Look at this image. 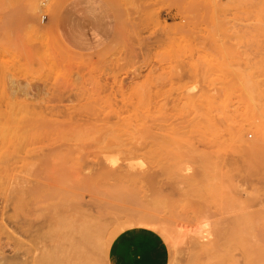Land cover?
<instances>
[{
  "label": "rangeland",
  "instance_id": "374dc122",
  "mask_svg": "<svg viewBox=\"0 0 264 264\" xmlns=\"http://www.w3.org/2000/svg\"><path fill=\"white\" fill-rule=\"evenodd\" d=\"M77 1L0 0V258L264 264V0H96L91 51ZM103 153L154 184L98 177Z\"/></svg>",
  "mask_w": 264,
  "mask_h": 264
},
{
  "label": "bare ground",
  "instance_id": "6f19581e",
  "mask_svg": "<svg viewBox=\"0 0 264 264\" xmlns=\"http://www.w3.org/2000/svg\"><path fill=\"white\" fill-rule=\"evenodd\" d=\"M35 5H36V3H34ZM169 31V29L166 27L165 29H164V32L165 33H167ZM72 67V66H71ZM82 67V66H81ZM83 69V68H82ZM67 120H69V122L71 123V121H70V119H67ZM67 122V121H66ZM68 122V123H69ZM69 123V124H70ZM148 123H146V125H147ZM114 126V125H113ZM115 127V126H114ZM137 127H139V126H137ZM141 127H143V128H145L146 126L144 125V124H142L141 125ZM136 129V128H135ZM138 129V128H137ZM145 130V129H144ZM222 138V137H221ZM107 154V153H106ZM108 155V156H107ZM107 155H105L104 153H103V157H104V162H102L101 164H100V166H98V165H94L93 164V167L94 166H97V167H100V170H99V172L98 173H96V175L98 176V177H101V178H103V179H105V180H109V181H114V182H117V185L118 186H124V187H130V186H138V185H142L143 183H149V184H154V182H155V175H146L147 173H145V172H141V170H138L136 167H137V165L136 164H134L133 163V161L132 160H129L128 162H127V164L125 165V166H123V167H120V166H118L119 168H117L118 170H114V171H111L112 169H113V166H114V164L116 163V161L114 160V162L109 158V154H107ZM111 157V156H110ZM112 159H113V157H111ZM98 159V158H97ZM127 161V160H126ZM141 162V161H140ZM99 163H100V161H99ZM124 163V162H123ZM109 167V168H108ZM111 167H112V169H111ZM141 167V166H140ZM143 167V166H142ZM95 168V167H94ZM107 168H108V170H107ZM91 169H93V168H91ZM90 169V170H91ZM95 169H97V168H95ZM109 169H111L110 171H109ZM114 169H116V167H114ZM95 173V170L93 171V173L92 174H94ZM91 174V173H90ZM94 176H95V174H94ZM74 199V198H73ZM66 200V199H65ZM68 201V200H67ZM71 202V201H70ZM63 203H65V201L63 202ZM66 204H67V202H66ZM72 204V203H71ZM64 205V204H63ZM61 206H62V204H61ZM60 207V206H59ZM53 208H55V207H53ZM80 217H81V215H80ZM71 218V217H70ZM55 219V218H54ZM53 219V220H54ZM61 220H63L62 218H60ZM57 220V219H56ZM60 220V221H61ZM74 221V220H73ZM63 222V221H62ZM76 222V221H75ZM38 222H34V221H29V222H24V223H19L18 225H17V227H18V230L17 231H19L20 233H21V235H23V236H25V235H29L28 237H30L39 227H41V225H40V223H39V225L37 224ZM64 223H68V222H63V223H61V222H59V224H61V225H63ZM99 223V222H98ZM72 224V223H71ZM75 224V223H74ZM77 224H78V222H77ZM66 225V224H65ZM68 225V224H67ZM80 225V224H79ZM97 225H99V224H97ZM2 226V229H4V230H6V231H9L7 228L8 227H6L5 225H1ZM95 226V225H94ZM101 226V225H100ZM99 226V227H100ZM16 227V228H17ZM50 227L52 228H54V225L53 226H51L50 225ZM58 227V226H57ZM65 227V231H66V229H68V228H66V227H68V226H64ZM64 227H62V228H64ZM80 227H81V225H80ZM10 228V227H9ZM62 228H60L61 229V231H63L64 233L63 234H65V231L62 229ZM95 228V227H94ZM72 229H75V228H72ZM78 229H79V227H78ZM90 229V228H89ZM92 229V228H91ZM100 229V228H99ZM102 229V228H101ZM58 230V229H57ZM84 230H86L87 232H88V229H84ZM96 230V229H95ZM51 231V230H50ZM53 231H55V230H53ZM70 231H71V229H70ZM74 231V230H73ZM77 231V230H76ZM83 231V230H82ZM67 232V231H66ZM81 231H79V233H80ZM98 232V231H97ZM62 233V232H61ZM70 233H72V232H70ZM74 233V232H73ZM83 233H85V232H83ZM95 233H96V231H95ZM99 233V232H98ZM10 234L12 235V233L10 232ZM14 234V233H13ZM54 234V233H53ZM53 234H51V235H53ZM81 234V233H80ZM94 234V233H93ZM50 235V236H51ZM55 235V234H54ZM62 235V234H61ZM72 235V234H71ZM74 235H75V233H74ZM74 235H72L73 237H74ZM88 233H86L85 234V236H83L82 234H81V237L83 236V239L86 237V238H88ZM69 236V235H68ZM79 236V235H78ZM31 237H33V236H31ZM70 237V236H69ZM59 238V237H58ZM67 238V237H66ZM16 241H17V243H18V245H19V253H16L14 256H16V257H20V256H23L24 254H26V250H29L30 249V247H29V249L27 248V249H25L24 250V248L26 247L25 246V244H23L22 242H23V240L21 241V239H19V237H15L14 238ZM60 239V238H59ZM75 239H76V237H75ZM14 240V241H15ZM74 240V239H73ZM78 240V239H77ZM61 241V240H60ZM84 241V240H83ZM69 242H71V241H69ZM69 242H67L68 244H69ZM75 242H77V241H75ZM79 243H80V241H78ZM62 243V242H61ZM56 244H58V243H56ZM84 244V243H83ZM86 244V243H85ZM73 245V244H72ZM76 244H74V246H75ZM67 247H68V245H66ZM56 247V246H55ZM84 247V246H83ZM88 247V246H87ZM51 247H49L48 249H50ZM59 248V247H58ZM69 248V247H68ZM98 248V247H97ZM48 249H47V251H48ZM57 249V248H56ZM60 250H61V247L59 248ZM70 249H71V247H70ZM52 250H53V247H52ZM17 251V252H18ZM24 251H25V253H24ZM51 251V250H50ZM58 252H60V251H58ZM50 253H52V252H50ZM53 253H55V252H53ZM52 253V254H53ZM48 254V253H47ZM46 253H45V255H47ZM51 254V255H52ZM44 255V254H43ZM54 255H57V254H54ZM50 256V255H49ZM46 257V256H45ZM64 257V256H63ZM47 258H49V257H46V260L48 261V259ZM50 258H52L51 256H50ZM53 258H54V256H53ZM60 258V257H59ZM7 259H9L8 257H7ZM7 259L5 258V256H1V258H0V264H6V261H7ZM19 259V258H18ZM57 259V258H56ZM61 259V258H60ZM65 259V258H64ZM78 260V259H77ZM45 262V261H44ZM52 262V261H51ZM58 261H56V263H57ZM60 262H61V260H60ZM67 263H68V261H66ZM88 262V261H87ZM96 262V261H95ZM94 262V263H95ZM35 263L36 264H38L37 262H36V260H35ZM80 263V261L78 262V264ZM93 263V262H92ZM8 264V263H7ZM45 264V263H44ZM47 264V263H46ZM50 264H52V263H50ZM81 264V263H80ZM83 264V263H82Z\"/></svg>",
  "mask_w": 264,
  "mask_h": 264
},
{
  "label": "crops",
  "instance_id": "0c3cea01",
  "mask_svg": "<svg viewBox=\"0 0 264 264\" xmlns=\"http://www.w3.org/2000/svg\"><path fill=\"white\" fill-rule=\"evenodd\" d=\"M96 0H80L72 3L64 13V33L69 44L81 51H91L103 44L102 34L107 12ZM108 22V21H107Z\"/></svg>",
  "mask_w": 264,
  "mask_h": 264
}]
</instances>
